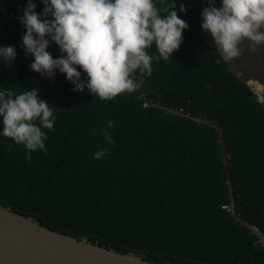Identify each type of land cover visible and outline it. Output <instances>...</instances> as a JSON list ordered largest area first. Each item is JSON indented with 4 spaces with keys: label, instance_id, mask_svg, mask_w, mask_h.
I'll use <instances>...</instances> for the list:
<instances>
[{
    "label": "trees",
    "instance_id": "16d2710c",
    "mask_svg": "<svg viewBox=\"0 0 264 264\" xmlns=\"http://www.w3.org/2000/svg\"><path fill=\"white\" fill-rule=\"evenodd\" d=\"M33 2L42 14L44 5ZM200 2L176 11L188 29L172 57L154 60L151 75H142L147 101L221 129L235 211L262 229L264 103L203 39L201 13L208 4ZM26 6L27 0H0V46L16 49L11 63L0 58V89H38L54 108V130L43 129L47 151L29 152L0 135V205L50 230L150 262L264 264L256 237L231 216L218 133L148 106L138 72L135 92L102 101L87 89L73 91L58 70L54 78L32 71L19 19ZM47 51L61 56L54 42ZM147 51L158 55L155 45ZM100 150L106 155L95 160Z\"/></svg>",
    "mask_w": 264,
    "mask_h": 264
},
{
    "label": "clouds",
    "instance_id": "9594fccd",
    "mask_svg": "<svg viewBox=\"0 0 264 264\" xmlns=\"http://www.w3.org/2000/svg\"><path fill=\"white\" fill-rule=\"evenodd\" d=\"M40 2L42 14L36 12L33 0H27L19 18L26 29L24 53L34 58L31 70L46 78H54L58 70L74 85L73 91L87 89L102 101L135 92L140 86L136 73L150 76L153 61L171 58L188 29L175 11L174 0H159V5L156 0ZM205 2L208 6L201 13V28L210 34L223 61L238 57L245 41L253 50L264 45V0H222L219 8L215 0ZM186 11L181 4L180 12ZM50 41L59 48V58L47 51ZM153 45L158 53L155 57L147 51ZM0 58L11 63L16 49L0 46ZM82 72L86 81L81 80ZM53 110L39 98L38 89L20 94L0 89V135L29 152L47 151L43 129L54 130ZM107 127H113V122L108 121ZM104 136L112 142L107 131ZM104 155L106 150H100L93 158L100 160Z\"/></svg>",
    "mask_w": 264,
    "mask_h": 264
},
{
    "label": "water",
    "instance_id": "95a60500",
    "mask_svg": "<svg viewBox=\"0 0 264 264\" xmlns=\"http://www.w3.org/2000/svg\"><path fill=\"white\" fill-rule=\"evenodd\" d=\"M142 95L148 106L158 108L171 115L189 119L198 124H204L214 129L219 136L221 156L227 175V185L230 196V213L237 223L248 229L256 237L264 249V241L253 227L239 217L235 211L233 189L231 185L228 163L225 154V143L221 129L205 118H195L175 109L153 104L147 101L143 77L138 72ZM246 84L257 95L255 88L258 82L246 81ZM0 264H173L143 260L134 253H121L111 248L100 247L86 239L77 240L74 237L53 231L39 225L31 217H25L0 205Z\"/></svg>",
    "mask_w": 264,
    "mask_h": 264
},
{
    "label": "rangeland",
    "instance_id": "374dc122",
    "mask_svg": "<svg viewBox=\"0 0 264 264\" xmlns=\"http://www.w3.org/2000/svg\"><path fill=\"white\" fill-rule=\"evenodd\" d=\"M200 1L201 0H174L176 5L175 11L180 12L181 4L187 9L200 5ZM201 34L208 45L217 52L210 34L205 33L202 28ZM227 64L231 72H233L240 80L244 82L248 80L258 82L259 90L261 89V86L263 87V92L260 97L264 103V45L257 46L255 50H253L249 47L248 42L245 41L241 45V54L231 61H228Z\"/></svg>",
    "mask_w": 264,
    "mask_h": 264
},
{
    "label": "built area",
    "instance_id": "2783aa9c",
    "mask_svg": "<svg viewBox=\"0 0 264 264\" xmlns=\"http://www.w3.org/2000/svg\"><path fill=\"white\" fill-rule=\"evenodd\" d=\"M261 86V85H260ZM256 89H257V87H255ZM258 90V89H257ZM258 92H259V94L261 95V93L263 92V87L261 86V89L260 90H258ZM260 95H259V97H260ZM252 227H253V229L257 232V234L263 239V241H264V227L262 228V229H259V228H257L256 226H253L252 225Z\"/></svg>",
    "mask_w": 264,
    "mask_h": 264
},
{
    "label": "bare ground",
    "instance_id": "6f19581e",
    "mask_svg": "<svg viewBox=\"0 0 264 264\" xmlns=\"http://www.w3.org/2000/svg\"><path fill=\"white\" fill-rule=\"evenodd\" d=\"M256 87H257V89H258L259 85H257ZM258 90H259V89H258Z\"/></svg>",
    "mask_w": 264,
    "mask_h": 264
}]
</instances>
